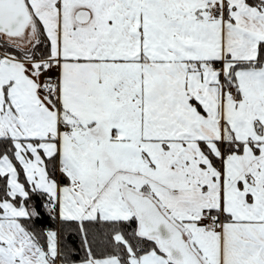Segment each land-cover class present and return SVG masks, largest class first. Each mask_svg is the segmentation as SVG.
<instances>
[{
  "label": "snow or ice",
  "instance_id": "snow-or-ice-1",
  "mask_svg": "<svg viewBox=\"0 0 264 264\" xmlns=\"http://www.w3.org/2000/svg\"><path fill=\"white\" fill-rule=\"evenodd\" d=\"M0 264H264V0H0Z\"/></svg>",
  "mask_w": 264,
  "mask_h": 264
}]
</instances>
